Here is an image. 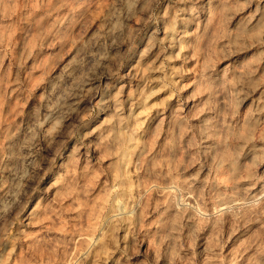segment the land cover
<instances>
[{"label":"rangeland","instance_id":"1","mask_svg":"<svg viewBox=\"0 0 264 264\" xmlns=\"http://www.w3.org/2000/svg\"><path fill=\"white\" fill-rule=\"evenodd\" d=\"M0 264H264V0H0Z\"/></svg>","mask_w":264,"mask_h":264}]
</instances>
